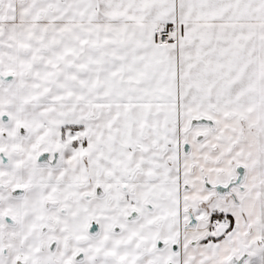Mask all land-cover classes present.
<instances>
[{
    "label": "snow or ice",
    "instance_id": "1",
    "mask_svg": "<svg viewBox=\"0 0 264 264\" xmlns=\"http://www.w3.org/2000/svg\"><path fill=\"white\" fill-rule=\"evenodd\" d=\"M0 264H264V0H0Z\"/></svg>",
    "mask_w": 264,
    "mask_h": 264
}]
</instances>
